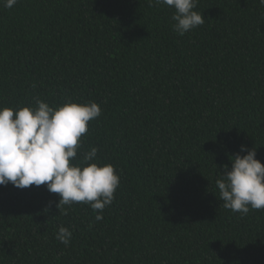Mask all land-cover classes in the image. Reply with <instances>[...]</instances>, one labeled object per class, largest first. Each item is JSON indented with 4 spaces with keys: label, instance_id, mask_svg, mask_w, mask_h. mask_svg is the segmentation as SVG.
Instances as JSON below:
<instances>
[{
    "label": "trees",
    "instance_id": "16d2710c",
    "mask_svg": "<svg viewBox=\"0 0 264 264\" xmlns=\"http://www.w3.org/2000/svg\"><path fill=\"white\" fill-rule=\"evenodd\" d=\"M194 10L181 36L148 0L0 4V109L95 102L72 162L95 147L120 177L100 221L46 185L0 186V264H264V209H225L215 184L241 145L264 165V6Z\"/></svg>",
    "mask_w": 264,
    "mask_h": 264
},
{
    "label": "clouds",
    "instance_id": "9594fccd",
    "mask_svg": "<svg viewBox=\"0 0 264 264\" xmlns=\"http://www.w3.org/2000/svg\"><path fill=\"white\" fill-rule=\"evenodd\" d=\"M199 0H148L150 7L166 5L173 8L171 19L175 32L183 36L203 25L202 13L195 11ZM18 0H0L11 9ZM264 6V0H259ZM36 107L13 110L0 109V186L11 183L17 189L46 185L51 193L61 197L58 211L67 215L64 206L74 203L90 204L102 220L106 206L112 204L120 184L113 165L99 166L98 149L84 153L83 159L73 163L81 147V136L88 132V123L101 115L95 102L78 104L67 100L58 108L36 98ZM246 152V155L240 153ZM257 149L240 146L231 157V168L224 166L215 181L223 207L246 215L250 209H264V165L256 159ZM91 162V163H90ZM52 202H49L48 211ZM72 233L60 227L56 239L68 245Z\"/></svg>",
    "mask_w": 264,
    "mask_h": 264
}]
</instances>
